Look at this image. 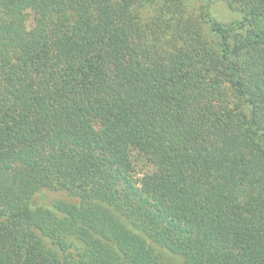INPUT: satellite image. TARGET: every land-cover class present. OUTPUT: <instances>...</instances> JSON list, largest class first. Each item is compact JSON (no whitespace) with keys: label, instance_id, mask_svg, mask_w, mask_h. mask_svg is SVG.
Here are the masks:
<instances>
[{"label":"trees","instance_id":"obj_1","mask_svg":"<svg viewBox=\"0 0 264 264\" xmlns=\"http://www.w3.org/2000/svg\"><path fill=\"white\" fill-rule=\"evenodd\" d=\"M204 1L0 0V264H264V0Z\"/></svg>","mask_w":264,"mask_h":264},{"label":"rangeland","instance_id":"obj_2","mask_svg":"<svg viewBox=\"0 0 264 264\" xmlns=\"http://www.w3.org/2000/svg\"><path fill=\"white\" fill-rule=\"evenodd\" d=\"M191 6L194 8H199L205 3L204 0H188ZM210 11L212 17L221 23V25L226 26L228 29H231L234 23H236L240 18L241 14L237 10L230 8L226 2L222 0H214L210 3ZM30 16V14L28 15ZM31 19L28 18V22ZM239 28L230 30V33L237 31Z\"/></svg>","mask_w":264,"mask_h":264}]
</instances>
